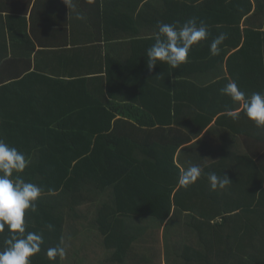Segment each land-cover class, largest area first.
<instances>
[{
    "label": "trees",
    "instance_id": "obj_1",
    "mask_svg": "<svg viewBox=\"0 0 264 264\" xmlns=\"http://www.w3.org/2000/svg\"><path fill=\"white\" fill-rule=\"evenodd\" d=\"M143 1L136 0L133 8H118L124 24L133 23L136 27L132 37L119 43L120 47L127 45L130 51L129 57L121 61L111 58L109 51L115 53L118 45L109 43L116 40L119 33L115 28L123 23L113 18L107 9L104 10L102 26L108 42L107 70L105 75L94 78V84L91 79L85 84L82 78L86 89L76 88V91L85 93L87 98L77 99L74 105L60 109L50 99L61 90L60 81L48 78H44L43 82L36 81L34 72L0 87V139L25 154L29 164L21 174L22 178L42 189L37 212H29L26 216L27 231L43 237L41 251L32 257V264H93L97 261L101 255L98 241L89 242L93 246L91 253L85 256V263H78V255L72 256L68 250L65 232L71 213L86 217L90 221L89 226H106L108 220L104 221L103 216L104 210L108 209H114L124 217L133 214L140 219L150 217L156 226H172L180 218L178 208L187 209L175 207L178 200H171L174 189L170 185H160L156 177L162 170L163 173L167 170L162 163L170 162L176 175L172 176V184L175 186L178 183L181 170L174 164L176 149L163 146L158 156L154 154L155 147H144L141 153L145 158L140 159L134 150L137 146L129 137H119L112 132L118 115L145 127L170 123L157 114L164 106L162 98L169 94L161 95L164 82L170 83L171 90L175 89L172 93L181 91L184 97L188 92H194L190 90L195 86L193 80L204 83L214 77L222 82L214 81L205 90L221 88L229 80H234L248 95L264 93V0H148L145 5L139 6ZM142 16L148 21L141 22ZM193 17L198 22L203 20L209 30L208 39L195 46L190 53V56L198 54L202 57L201 62L195 63L201 64L202 68L194 69L195 65L191 69L172 68L158 62L151 71H142L139 66L134 69L133 64L137 62L135 47L155 42L158 22L183 24ZM148 28L153 33L149 39L142 35ZM220 33H226L228 38L220 46V54L213 56L209 45ZM139 59L147 57L143 55ZM182 69H185L184 72H181ZM40 83L42 86L39 88ZM59 94L67 99L66 94ZM10 99L18 103L11 106ZM82 99L85 101L81 102ZM147 101L150 104H146ZM231 104V111L241 107L232 101ZM174 105L173 102L169 104L170 110ZM22 106L26 107L20 108ZM88 115L90 117L86 121ZM238 115V119L232 117L231 130L245 137L242 156L233 153L231 165L221 161L206 170L207 173L215 172L218 177L226 175L232 181L225 187L224 196L229 198L222 202L220 208H223L224 216L218 225L227 226L231 222V256L248 255L252 264H264V128H257L243 109ZM88 121L95 126L92 123L88 126ZM164 149L170 153L169 157L163 156ZM222 164L231 169L222 171L219 169ZM202 176L208 181L207 174ZM50 189L53 191L50 192ZM107 196L114 203L100 205L101 200H98L96 204L99 197ZM237 201L241 203L236 207ZM82 207L88 208V212L94 211L96 219L90 220L83 210L80 211ZM173 209L176 210L174 214ZM187 218L195 220L192 216ZM118 221L124 224L122 219H117L112 221L113 226ZM49 224L53 225L51 230L47 227ZM253 227L262 230L258 241L253 235L258 232H253ZM105 230V234L108 231L112 233L105 238L106 246L118 243L114 244L118 253L125 251L129 254L125 247L131 245V232H123L120 237L122 247H118L119 242H114L117 234L115 227ZM8 235L7 229L0 233V250L6 247L4 241ZM61 239L66 254L62 259L58 256L52 261L46 254L47 249L59 245ZM250 239L260 245L251 244L249 250L246 249ZM132 250L138 256L139 248L132 247ZM108 258L111 257L107 256L106 264ZM133 264L156 263L140 261ZM231 264L238 263L231 261Z\"/></svg>",
    "mask_w": 264,
    "mask_h": 264
},
{
    "label": "crops",
    "instance_id": "obj_2",
    "mask_svg": "<svg viewBox=\"0 0 264 264\" xmlns=\"http://www.w3.org/2000/svg\"><path fill=\"white\" fill-rule=\"evenodd\" d=\"M147 2L148 0H144L139 6ZM134 6L136 0H66V3L65 0H0V87L8 86L27 73L34 72L36 81L43 82L44 78L60 81L61 90L55 92L52 98L48 95V98L60 109L74 105L77 99L87 98L85 93L77 92L76 88L84 91L86 89L84 82L87 84L88 79H91L94 84V78L105 75L107 70L108 42L105 40L106 33L102 26L104 10L107 9L114 16L113 18L123 23L115 28L119 33L116 40L109 43L113 46L118 45L115 53L109 51L111 58L121 61L129 57L130 51L127 45L120 47L119 43H124L132 37L136 27L133 23L124 24L118 8ZM80 14L85 19H78L77 16ZM140 18L141 22L148 21L143 16ZM142 35L149 39L153 33L148 28ZM147 44L135 47L137 62L133 64L134 69L139 66L142 71L153 70H149L147 59H139L140 56L146 55L147 49L153 43ZM138 51L143 52L138 53ZM201 58L198 54L191 55L190 62L181 65L180 68L191 69L195 63L201 62ZM195 68H202V65L196 64ZM183 70L185 69L181 72H184ZM206 79L209 78L201 80ZM214 81L222 82L217 77L204 83L193 80L195 86L190 90L194 92H188L186 97L181 96V91L172 93L171 91L175 89L171 90L170 83L164 82L161 95L166 96V92L169 94L162 98L164 106L161 111H157V114L159 118L170 123L145 127L118 115L112 132L119 137H129L137 146L138 149L134 150L135 154H139L140 159L145 158L141 153L144 147H155L154 154L158 156L163 146L176 149L174 164L181 171L195 164L202 169V175H205L208 167L220 164L221 161L231 165L233 153L235 156H242L245 150V141H243L245 137L231 130L233 116L229 113L239 114L243 108L241 106L231 111V99L220 92L224 87L223 83L221 88L204 89ZM179 84L180 82L178 86ZM41 86L40 83L39 88ZM59 93L66 94L67 99L61 97ZM50 99L47 100L48 104ZM84 101L85 99H82L81 102ZM147 102L146 104H150L149 101ZM171 102L175 105L170 110ZM13 103L18 102L10 99L11 106ZM24 107L26 106L20 108ZM89 117V115L86 117V121ZM87 123L88 126H91V123L95 126L91 121ZM248 129L250 130L249 126ZM163 154L164 157L170 156L166 149ZM162 164L167 170L164 173L162 170L161 174L156 176L157 182L163 186H172L174 195H177L171 196V200L173 198L178 200L175 207L187 208L186 210L178 208L180 218L172 226H156L150 217L140 219L134 214L124 217L114 209H108L104 210L103 216V220L107 219L108 224L101 227L89 226L90 221L86 217H78L75 213H71L65 235L68 250L72 256L78 255L80 260L78 263H85V256L91 253L93 245L89 242L98 241L101 255L93 264H106L107 256L111 257L107 260L108 264H133L140 261L156 264H231V261L238 264H252L248 255L231 256V226H229L231 222L227 226H218L224 216L223 208L220 207L223 200L229 198L224 196L225 189L213 191L205 178H201L187 189L178 183L174 186L172 176L176 175L171 163ZM226 168L231 169L225 164L219 166L222 171ZM98 200H101L100 205L114 203L109 197H99L96 204ZM240 203L237 201L235 206ZM87 209L82 207L80 211L83 210L90 220L96 219V213L88 212ZM174 211L176 210L173 209L172 214ZM188 216L195 217V220H189ZM117 219H122L124 224L118 221L116 226H113L112 221ZM112 227H115L117 233L114 242H119L118 247H122L123 240L120 237L123 232H131V245L125 247L129 254L125 251L118 253L114 246L118 243L113 242L111 247L106 246L105 238L112 233L108 231L105 234L103 231L111 230ZM251 229L253 232H258L253 233L258 241L262 230L259 227ZM255 243L257 242L250 239L246 249L249 250L251 244ZM132 247L139 248V252L136 251L138 256L134 254Z\"/></svg>",
    "mask_w": 264,
    "mask_h": 264
},
{
    "label": "clouds",
    "instance_id": "obj_3",
    "mask_svg": "<svg viewBox=\"0 0 264 264\" xmlns=\"http://www.w3.org/2000/svg\"><path fill=\"white\" fill-rule=\"evenodd\" d=\"M66 3V0H65ZM78 19H85L80 14ZM158 34L155 42L147 49V66L154 69L158 62H163L172 68L190 62V53L195 46L208 39L207 24L197 18H189L183 24L157 23ZM226 33H220L209 45L210 54H220V46L227 39ZM222 95L239 104L246 117L254 122L257 128H264V93L254 92L246 94L234 80L220 89ZM234 119L239 115L229 113ZM29 161L25 154L0 139V233L7 229L6 247L0 250V264H32V257L41 251L43 237L41 234L27 231L26 216L29 212L38 210V201L42 195L40 186L26 182L22 173L28 167ZM202 178V169L198 165H190L182 170L178 177V184L185 189L197 183ZM207 179L213 191L223 190L232 181L228 176L218 177L215 172L207 173ZM50 192L53 190H49ZM49 230L53 225H47ZM63 240L56 247L47 249V256L55 261L65 256Z\"/></svg>",
    "mask_w": 264,
    "mask_h": 264
}]
</instances>
